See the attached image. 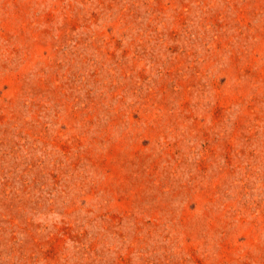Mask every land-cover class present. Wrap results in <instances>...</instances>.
Here are the masks:
<instances>
[{
    "label": "rangeland",
    "instance_id": "374dc122",
    "mask_svg": "<svg viewBox=\"0 0 264 264\" xmlns=\"http://www.w3.org/2000/svg\"><path fill=\"white\" fill-rule=\"evenodd\" d=\"M0 264H264V0H0Z\"/></svg>",
    "mask_w": 264,
    "mask_h": 264
}]
</instances>
